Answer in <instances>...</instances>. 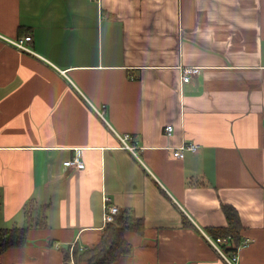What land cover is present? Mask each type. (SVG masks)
<instances>
[{
    "label": "crops",
    "instance_id": "obj_1",
    "mask_svg": "<svg viewBox=\"0 0 264 264\" xmlns=\"http://www.w3.org/2000/svg\"><path fill=\"white\" fill-rule=\"evenodd\" d=\"M105 197L145 224L113 264H231L208 239L223 205L251 240L237 264H264V0H0V228L49 206L0 263L95 246Z\"/></svg>",
    "mask_w": 264,
    "mask_h": 264
},
{
    "label": "trees",
    "instance_id": "obj_2",
    "mask_svg": "<svg viewBox=\"0 0 264 264\" xmlns=\"http://www.w3.org/2000/svg\"><path fill=\"white\" fill-rule=\"evenodd\" d=\"M48 207L30 200L23 208L26 225L0 228V258L10 250L25 247L29 242V233L32 229L48 227L46 214ZM222 210L227 225L211 230L209 233L215 240L219 238L224 240L220 243L224 253L230 256L237 255L238 247L243 242L244 227L241 217L237 209L231 205H223ZM144 230L145 224L142 218L137 217L133 212L120 211L114 221L103 229L101 239L95 246L86 249L74 246L64 250V264H113L132 253L133 246L127 241L126 235L131 232L142 235Z\"/></svg>",
    "mask_w": 264,
    "mask_h": 264
},
{
    "label": "built area",
    "instance_id": "obj_3",
    "mask_svg": "<svg viewBox=\"0 0 264 264\" xmlns=\"http://www.w3.org/2000/svg\"><path fill=\"white\" fill-rule=\"evenodd\" d=\"M89 1H96V0H89ZM31 40V38L25 37V38H19V39H15V40H10V42L18 49L23 50V51H28L30 52V49H28L26 47V44ZM201 72V70L199 68H195V67H184L182 68V82L184 84L190 83L193 79V77L199 75V73ZM174 132V127L172 125H169L165 128V133L167 134V136H171ZM123 143L125 144L126 148L134 151L136 148L134 146H130L128 143L131 140V137L129 135L125 136L124 138H121ZM199 150V145L192 143V142H186L183 141L182 144L174 149V157L177 159L180 158H184L186 152H191V153H197ZM66 167H70V166H74L77 169L79 168H83L84 164L81 160V157H77L72 161L66 162L65 163ZM108 201V199H106ZM117 213V208L115 207H107V212L105 214V221L107 222H111L113 220V216ZM224 240L222 239H217L216 240V245L218 243L223 242ZM251 240L246 238L243 243L238 247V252L240 249L246 248L250 245ZM215 245V246H216ZM218 249V247H217ZM219 250V249H218ZM238 261V257L237 256H233V258H231V264H237Z\"/></svg>",
    "mask_w": 264,
    "mask_h": 264
},
{
    "label": "bare ground",
    "instance_id": "obj_4",
    "mask_svg": "<svg viewBox=\"0 0 264 264\" xmlns=\"http://www.w3.org/2000/svg\"><path fill=\"white\" fill-rule=\"evenodd\" d=\"M30 38H31V40L29 41V42H31L32 41V37L31 36H29ZM181 72H182V70H181ZM182 78V77H181ZM77 157H81L79 154L78 155H76L75 156V158H77ZM74 158V159H75ZM73 159V160H74ZM69 161H72V160H69ZM69 161H66V162H69ZM65 162V163H66ZM83 162V161H82ZM65 163H64V166H65ZM84 164V163H83ZM84 167V166H83ZM106 199H108V201L106 200ZM110 202H111V200H110V198H108V197H105L104 198V203H105V206H104V222L106 223V224H109V223H112L113 221H114V219H115V217H116V215H118V213H119V208L118 207H116V206H113V205H111L110 204ZM107 207H115V208H117V213L113 216V220L111 221V222H107V221H105V214H106V212H107ZM209 239V241L215 246L216 245V240L214 239H211V238H208ZM225 241H227V240H225ZM222 243V242H221ZM243 243V242H242ZM216 248L218 247V249L219 250H221V251H223L222 249H221V246H220V243H218L216 246H215ZM233 256H237L238 257V259H239V252L237 253V255H233ZM233 256H231L230 258H228L229 259V262L231 261V258H233ZM231 263V262H230Z\"/></svg>",
    "mask_w": 264,
    "mask_h": 264
},
{
    "label": "rangeland",
    "instance_id": "obj_5",
    "mask_svg": "<svg viewBox=\"0 0 264 264\" xmlns=\"http://www.w3.org/2000/svg\"><path fill=\"white\" fill-rule=\"evenodd\" d=\"M14 223L15 224H13L14 226H12V227H15V226L16 227H23L24 225H26V223L25 224L24 223L23 224H21V223L19 224L18 219ZM8 227H10V226H8Z\"/></svg>",
    "mask_w": 264,
    "mask_h": 264
}]
</instances>
